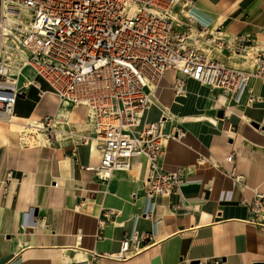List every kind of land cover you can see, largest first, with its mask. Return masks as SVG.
<instances>
[{
	"label": "crops",
	"instance_id": "obj_1",
	"mask_svg": "<svg viewBox=\"0 0 264 264\" xmlns=\"http://www.w3.org/2000/svg\"><path fill=\"white\" fill-rule=\"evenodd\" d=\"M185 1L184 12L209 29L248 35L254 47L264 50V0ZM213 56L227 66L249 69L240 56ZM176 75L166 71L152 95L169 105L165 132L171 137L160 164L165 170L185 169V178L174 193L155 197L147 218L141 217L145 159H134L129 171H115L103 181L89 169L100 159L94 141L24 146L18 134L8 133L12 123L0 121V264H212L215 259L264 264V228L251 221L249 207L255 193L264 196V81L252 78L236 102L188 79L186 92L192 85L195 93L176 102ZM40 85L42 93L34 86L21 90L15 123L52 115L58 127L90 135L87 108L68 107L70 116H60L57 98L41 80ZM161 116L159 109L149 108L138 130ZM231 170L242 181H235ZM99 221H104L103 237L97 239ZM154 221L148 247L125 260L106 256L132 229L150 232Z\"/></svg>",
	"mask_w": 264,
	"mask_h": 264
},
{
	"label": "built area",
	"instance_id": "obj_2",
	"mask_svg": "<svg viewBox=\"0 0 264 264\" xmlns=\"http://www.w3.org/2000/svg\"><path fill=\"white\" fill-rule=\"evenodd\" d=\"M188 4L181 0H0V121L15 122L14 106L21 90L34 86L42 93L40 80L62 105L86 107L90 135L58 127L56 117L45 115L20 122L18 138L24 146L94 141L100 159L89 169L103 181L115 171H128L134 159H145L141 217H150L155 197L174 193L185 178V169L165 170L160 164L171 137L165 132L167 115L138 130L152 104V88L165 72H177L174 95H185L186 81L192 79L236 102L252 78L264 81V50L254 47L248 35L209 29L184 12ZM213 53L240 56L249 62V69L227 66ZM231 159L232 155L226 158ZM228 174L235 181L243 179L233 170ZM249 207L251 221L264 228V196L255 193ZM157 224L154 221L148 233L132 229L119 249L106 256L125 260L139 253L153 240ZM103 226L104 221H99L97 239L103 237ZM220 262L215 259L212 264Z\"/></svg>",
	"mask_w": 264,
	"mask_h": 264
},
{
	"label": "bare ground",
	"instance_id": "obj_3",
	"mask_svg": "<svg viewBox=\"0 0 264 264\" xmlns=\"http://www.w3.org/2000/svg\"><path fill=\"white\" fill-rule=\"evenodd\" d=\"M189 5V4H188ZM226 34V33H225ZM157 87V86H156ZM187 90H188V93L186 92L185 95H180V96H177V95H174V98L173 100L176 101V102H181L187 98H189L190 95H192L194 92V87L192 85H189L187 87ZM155 94V93H154ZM57 100V99H56ZM57 104H58V107H57V110H58V115L60 116H63V115H67V116H70V111L67 109L68 107L65 106L64 104L62 105L61 103H59V101L57 100ZM151 107H155L156 109H159L161 112H162V115H166L167 113L164 112V108H167L169 107L168 104H165V103H159L158 100H156V98L154 97V99H152V104L150 106ZM16 122V121H15ZM15 122H13L11 125H10V130H9V134L10 135H15V134H18L20 129H21V126L20 124H16ZM129 171V170H128Z\"/></svg>",
	"mask_w": 264,
	"mask_h": 264
},
{
	"label": "rangeland",
	"instance_id": "obj_4",
	"mask_svg": "<svg viewBox=\"0 0 264 264\" xmlns=\"http://www.w3.org/2000/svg\"><path fill=\"white\" fill-rule=\"evenodd\" d=\"M9 127V125H7Z\"/></svg>",
	"mask_w": 264,
	"mask_h": 264
},
{
	"label": "water",
	"instance_id": "obj_5",
	"mask_svg": "<svg viewBox=\"0 0 264 264\" xmlns=\"http://www.w3.org/2000/svg\"><path fill=\"white\" fill-rule=\"evenodd\" d=\"M256 125V124H255ZM257 126V125H256Z\"/></svg>",
	"mask_w": 264,
	"mask_h": 264
}]
</instances>
